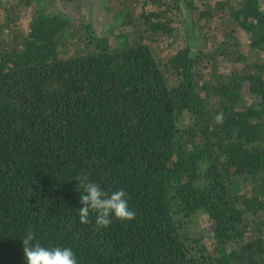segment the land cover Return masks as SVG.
I'll list each match as a JSON object with an SVG mask.
<instances>
[{"label": "trees", "instance_id": "obj_1", "mask_svg": "<svg viewBox=\"0 0 264 264\" xmlns=\"http://www.w3.org/2000/svg\"><path fill=\"white\" fill-rule=\"evenodd\" d=\"M84 175L135 219L80 223ZM29 227L79 264H264V0H0V264Z\"/></svg>", "mask_w": 264, "mask_h": 264}, {"label": "clouds", "instance_id": "obj_2", "mask_svg": "<svg viewBox=\"0 0 264 264\" xmlns=\"http://www.w3.org/2000/svg\"><path fill=\"white\" fill-rule=\"evenodd\" d=\"M215 122L221 124L224 113L218 112ZM79 187L78 220L82 224L94 223L97 230L107 228L113 219L131 221L136 217V211L129 206V199L123 188L113 191L106 190L99 182L91 180L87 175L75 178ZM26 264H79L76 253L71 246L45 245L37 239L35 231L29 227L19 235Z\"/></svg>", "mask_w": 264, "mask_h": 264}, {"label": "rangeland", "instance_id": "obj_3", "mask_svg": "<svg viewBox=\"0 0 264 264\" xmlns=\"http://www.w3.org/2000/svg\"><path fill=\"white\" fill-rule=\"evenodd\" d=\"M82 8L84 9V13H86V12H87V8H86L85 6H83ZM84 13H83V14H84ZM91 16L94 17V22H95V24H99V23H101V22H103V21L106 20L105 16H102V15H101V13L98 11L97 7H95V11H93V15H91ZM22 20H23V21H22V24L27 23V20H29L28 15H26V17L23 18ZM244 38H245V37H244L243 35H241V40H242V41L245 40ZM246 42H247V40H246ZM223 67L226 68V66H223ZM202 213H203V212H202Z\"/></svg>", "mask_w": 264, "mask_h": 264}]
</instances>
